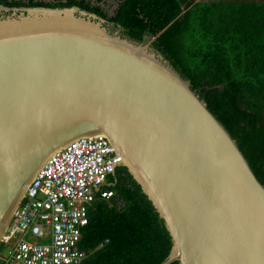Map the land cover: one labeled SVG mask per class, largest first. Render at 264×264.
I'll use <instances>...</instances> for the list:
<instances>
[{
  "label": "water",
  "instance_id": "obj_1",
  "mask_svg": "<svg viewBox=\"0 0 264 264\" xmlns=\"http://www.w3.org/2000/svg\"><path fill=\"white\" fill-rule=\"evenodd\" d=\"M101 135L165 221L164 264H264V186L151 43L76 7L0 6V242L49 159Z\"/></svg>",
  "mask_w": 264,
  "mask_h": 264
},
{
  "label": "trees",
  "instance_id": "obj_2",
  "mask_svg": "<svg viewBox=\"0 0 264 264\" xmlns=\"http://www.w3.org/2000/svg\"><path fill=\"white\" fill-rule=\"evenodd\" d=\"M103 0H0L17 8H79L150 42L226 128L264 186V0H121L109 18ZM112 201L89 212L83 264H164L173 240L128 168L109 179ZM0 247V264H5ZM173 264H181L175 262Z\"/></svg>",
  "mask_w": 264,
  "mask_h": 264
},
{
  "label": "built area",
  "instance_id": "obj_3",
  "mask_svg": "<svg viewBox=\"0 0 264 264\" xmlns=\"http://www.w3.org/2000/svg\"><path fill=\"white\" fill-rule=\"evenodd\" d=\"M121 167L104 135L77 139L55 153L4 232L5 264H83L80 243L89 212L97 201L116 198L109 179Z\"/></svg>",
  "mask_w": 264,
  "mask_h": 264
},
{
  "label": "rangeland",
  "instance_id": "obj_4",
  "mask_svg": "<svg viewBox=\"0 0 264 264\" xmlns=\"http://www.w3.org/2000/svg\"><path fill=\"white\" fill-rule=\"evenodd\" d=\"M13 1H22L26 2L27 0H13ZM38 2H45V3H52L55 0H37ZM66 2L67 0H61ZM198 1H213V0H198ZM92 4H95V0H91ZM121 3V0H103V3L100 4V7L106 12V14L109 16V18H112L115 16V13L119 7V4ZM123 32V31H122ZM150 42H147L149 44ZM6 252V250H5Z\"/></svg>",
  "mask_w": 264,
  "mask_h": 264
}]
</instances>
